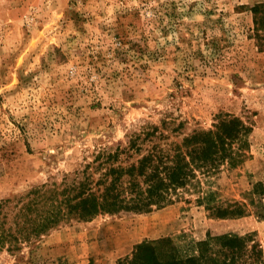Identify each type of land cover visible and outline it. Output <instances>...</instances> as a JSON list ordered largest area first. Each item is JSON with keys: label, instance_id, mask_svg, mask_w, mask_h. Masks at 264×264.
Returning <instances> with one entry per match:
<instances>
[{"label": "rangeland", "instance_id": "374dc122", "mask_svg": "<svg viewBox=\"0 0 264 264\" xmlns=\"http://www.w3.org/2000/svg\"><path fill=\"white\" fill-rule=\"evenodd\" d=\"M224 114L250 130L203 192L63 219L0 264H119L153 240L172 264H264V0H0V200L63 186L146 122L179 140Z\"/></svg>", "mask_w": 264, "mask_h": 264}, {"label": "trees", "instance_id": "16d2710c", "mask_svg": "<svg viewBox=\"0 0 264 264\" xmlns=\"http://www.w3.org/2000/svg\"><path fill=\"white\" fill-rule=\"evenodd\" d=\"M258 9L259 6L253 7L255 13ZM173 123L164 119L160 125L142 124L138 132L131 134L128 146L99 153L95 166L89 164L75 171L71 178L64 179L63 186L53 183L46 188L36 187L20 204L0 200V248L6 244L19 248V243L40 237L63 219L88 220L99 213L148 212L171 203L183 192H203L204 180L224 163L233 164L243 153L237 147L250 130L241 119L224 114L213 128L194 130L179 140H169L170 135L164 131ZM204 197L198 194L196 200L201 203ZM209 208L219 217L244 212L220 204ZM160 241L164 240L139 244L119 264H172L171 257L165 261L159 257L156 250Z\"/></svg>", "mask_w": 264, "mask_h": 264}, {"label": "bare ground", "instance_id": "6f19581e", "mask_svg": "<svg viewBox=\"0 0 264 264\" xmlns=\"http://www.w3.org/2000/svg\"><path fill=\"white\" fill-rule=\"evenodd\" d=\"M138 236V235H137Z\"/></svg>", "mask_w": 264, "mask_h": 264}]
</instances>
